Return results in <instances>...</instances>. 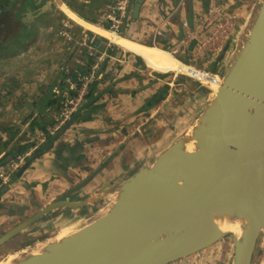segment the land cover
I'll use <instances>...</instances> for the list:
<instances>
[{
    "label": "crops",
    "instance_id": "obj_1",
    "mask_svg": "<svg viewBox=\"0 0 264 264\" xmlns=\"http://www.w3.org/2000/svg\"><path fill=\"white\" fill-rule=\"evenodd\" d=\"M34 1L14 14H6L0 23L2 168L17 153L28 149L29 141L47 134L60 105L56 92L62 87L65 71L68 69L72 74L77 68L74 58L85 57L84 51L74 45L82 29L63 20L58 9L92 32L108 3L107 0ZM256 1L216 0L226 12L236 14L239 22L247 17ZM209 2L141 1L137 18L123 30L128 36H119L116 43L106 48L108 61L103 65V77L90 88L72 124L20 175L18 171L9 186L0 182V236L56 201H87L104 184L120 182L143 156L157 153L163 142L187 123L190 114L196 112H192V107L196 108L201 99L195 94L178 104L169 78L144 63L142 46L181 49L179 57L190 59L194 49L191 42L197 36L194 31ZM131 6L133 0L130 9ZM183 22L188 25L185 33L189 28L193 30L191 38L185 37L178 48V42L184 38ZM60 32L71 37V41L61 37ZM182 80L178 83L184 84ZM167 114L173 119L160 123ZM35 149L32 147L29 158ZM84 181L87 182L79 190H73ZM97 198L79 208L66 207L44 214L22 231L15 242L36 245L49 239L54 231L81 228L103 214L100 207L106 201ZM224 264H232L231 254L226 255Z\"/></svg>",
    "mask_w": 264,
    "mask_h": 264
},
{
    "label": "water",
    "instance_id": "obj_2",
    "mask_svg": "<svg viewBox=\"0 0 264 264\" xmlns=\"http://www.w3.org/2000/svg\"><path fill=\"white\" fill-rule=\"evenodd\" d=\"M141 1L133 0L126 29L137 18ZM229 41L211 71L226 85L264 103V0H257L247 17L238 21ZM163 50L175 58L181 51L173 55L174 49ZM206 89L204 106L194 108L196 112L187 123L178 127L157 153L143 156L120 182L104 184L87 201H56L2 234L0 261L23 248L35 247L15 239L44 214L79 208L98 197L106 201L103 206L109 205V210L71 231L75 238L72 245H58L56 250L44 253L37 264H172L224 239L234 215L232 194L256 169L261 176L260 209L245 230L232 237V264H253L257 241L260 236L264 240V105L229 91L213 93ZM205 108L209 110V133L203 139L204 130L193 129L192 138L200 141L188 151L184 134L198 122ZM28 164L20 168L19 175ZM187 229L190 233L181 235ZM144 231L156 239L140 241L139 234Z\"/></svg>",
    "mask_w": 264,
    "mask_h": 264
},
{
    "label": "built area",
    "instance_id": "obj_3",
    "mask_svg": "<svg viewBox=\"0 0 264 264\" xmlns=\"http://www.w3.org/2000/svg\"><path fill=\"white\" fill-rule=\"evenodd\" d=\"M131 1L107 0L105 13L96 25L116 35H122L128 24ZM237 18L236 14L226 12L224 5L219 4L216 0H210L205 15L198 21L196 29L194 27L197 36L191 42L194 46L192 56L194 55L195 58H193L200 61L204 60L205 64L211 60H214L215 63L218 62L220 52L226 49L230 43L229 40L233 36L235 25L238 23ZM183 27L185 29L188 25L183 23ZM192 30L193 28H189L188 32L184 34L183 44L186 40L185 37L191 36ZM64 34L63 32L59 33L62 35L61 37L71 41V37ZM110 43L112 42L105 37L82 28L80 36L74 40V45L75 48L79 47L84 51L85 57L81 59L76 56L77 68L73 69L72 74L66 69L62 83L63 88L60 87L56 92L60 97V105L54 116L52 126L47 134H40L39 139L29 141L30 147L22 153H17L11 163L5 166L6 168L0 167L1 184L9 186L13 177L29 158L32 147L44 143L47 135L53 136L79 113L90 88L103 77V65L108 58L106 48L110 46ZM176 52L177 50L174 51L173 55H176ZM180 63L182 66H186V69L184 71L177 70L173 73L199 83L205 88L208 85L203 81L212 74H216L210 69L198 68L183 61Z\"/></svg>",
    "mask_w": 264,
    "mask_h": 264
},
{
    "label": "bare ground",
    "instance_id": "obj_4",
    "mask_svg": "<svg viewBox=\"0 0 264 264\" xmlns=\"http://www.w3.org/2000/svg\"><path fill=\"white\" fill-rule=\"evenodd\" d=\"M98 26V25H97ZM93 28V33H97L108 39L112 43H116L119 39V36L110 31H106L101 27ZM144 63L146 66L156 72L162 73H170L175 72L177 70L184 71L186 66H182L180 61H178L175 57H173L168 51H162L155 47H149L146 49L143 57ZM220 79V78H219ZM205 84L213 88L214 92L219 91H229L235 95H239L242 98L252 100L254 102H259L258 100H254L250 96H247L240 92L235 87H230L223 83L222 80L218 81L217 77L212 74L209 78L203 81ZM209 110L204 109L203 113L198 119V122L193 125V127L184 134V141L187 143L186 149L188 151H192L195 147V143L200 141L198 139L192 138L193 129L197 131L204 130L205 136L209 133ZM261 176L258 170L253 169L252 172L246 179L241 183L238 189L232 194V200L234 204V215L227 226V231L234 234V236L238 237L245 228L249 225L252 217L258 212L260 209L262 197L259 189V182L261 181ZM106 213V212H105ZM213 213V212H212ZM104 214V213H103ZM191 229H187L181 233V235H185L190 233ZM139 237L140 241L150 242L154 241L156 237L150 235V233L144 231L141 232ZM74 234L69 233H61L58 237H54L52 239H45L38 244L35 245V248L30 250H19L15 253L9 254L5 259L0 261V264H37L39 259L44 256V253L51 252L56 250L58 245L68 246L72 245L75 238ZM73 238V239H72Z\"/></svg>",
    "mask_w": 264,
    "mask_h": 264
},
{
    "label": "rangeland",
    "instance_id": "obj_5",
    "mask_svg": "<svg viewBox=\"0 0 264 264\" xmlns=\"http://www.w3.org/2000/svg\"><path fill=\"white\" fill-rule=\"evenodd\" d=\"M55 3V2H54ZM56 4V3H55ZM56 6V5H55ZM57 7V6H56ZM61 13V17H63L64 20L70 21L72 23V20H70L67 16H65L63 14V12L58 9ZM1 11V10H0ZM75 22H73L74 24ZM79 26L78 24H74ZM81 29L83 27L79 26ZM124 33V32H123ZM127 37L128 35H126V33L122 34V36ZM129 38V37H128ZM131 46V45H130ZM142 46V45H141ZM133 47V46H132ZM142 48L146 51L147 48H149V46H142ZM159 49V48H157ZM162 51H164L163 49H160ZM167 52V51H166ZM145 53V52H144ZM179 57V56H178ZM169 79L172 77V74H167L166 75ZM214 76L217 77L218 81L222 80L218 75L214 74ZM179 78L187 81L188 79L183 77V76H179ZM220 78V79H219ZM189 81V80H188ZM193 87L191 88H186V97L187 96H196L199 97V99H201L199 102H196V107L202 108L204 106V99L207 97V89L205 87L200 88V90H198L199 92H196V86L197 84L192 83ZM208 89H211V91L213 90L214 87L211 86H206ZM213 92V91H212ZM200 103V104H199ZM195 104V103H194ZM192 107V106H191ZM194 111L193 107H192V112ZM203 113V112H202ZM201 113V114H202ZM201 114L199 116H201ZM191 116V115H190ZM197 122V121H196ZM196 124V123H195ZM109 205L106 206H102L101 207V213H105L109 210ZM76 228L73 229H69V228H65L63 230H57L54 231V233L49 237L50 239L59 236V234L61 233H68L71 232L73 230H75ZM234 236V234H232L231 232H228L225 236L224 239L222 241H220L219 243H217L216 245L212 246L211 248H208L202 252H199L198 254L179 260L177 262H174L172 264H224L225 262V257L227 255L232 256V252H233V241H232V237ZM35 248V247H34ZM23 249H30V248H23ZM264 258V240L262 238V236L259 237L258 241H257V246L254 252V256H253V264H264L263 261Z\"/></svg>",
    "mask_w": 264,
    "mask_h": 264
},
{
    "label": "flooded vegetation",
    "instance_id": "obj_6",
    "mask_svg": "<svg viewBox=\"0 0 264 264\" xmlns=\"http://www.w3.org/2000/svg\"><path fill=\"white\" fill-rule=\"evenodd\" d=\"M62 19H63V17H61ZM61 18H60V20H61ZM64 20V19H63ZM62 21V20H61ZM125 25V24H124ZM195 58V57H194ZM194 58H192V56H191V58L189 59V58H186V59H181L180 57H178V56H176V59L178 60V61H183L184 63H187V64H191V65H193V66H196V67H198V68H204V69H210L211 70V67H214V64H215V61L214 60H211L210 62H208V63H206L205 64V61L204 60H199V59H194ZM75 59L76 58H74V63L76 64V61H75ZM218 59V58H217ZM108 61V60H107ZM106 61V62H107ZM68 70V69H67ZM66 72V71H65ZM162 74H164V73H162ZM170 74V73H169ZM172 74V77L169 79V81H171L170 83H172V86H173V88L175 89V91L173 92L174 94H172V95H174V99H175V101L178 103V104H180L181 102H183L187 97H186V88H191V87H193L192 85V83H195V82H193V81H184V80H182V81H184V84H180V83H178V81H180L181 80V78H179V75H176L175 73H171ZM165 75V74H164ZM180 79V80H179ZM195 84H197V86H196V92H199L198 90H200V88H202V86H201V84H199V83H195ZM160 101V100H159ZM181 101V102H180ZM177 104V105H178ZM177 105H174V107H176ZM174 112H176V111H174ZM166 118L164 119V120H160L161 122L160 123H166L169 119L170 120H172L173 118H172V116H169L168 114L165 116Z\"/></svg>",
    "mask_w": 264,
    "mask_h": 264
},
{
    "label": "trees",
    "instance_id": "obj_7",
    "mask_svg": "<svg viewBox=\"0 0 264 264\" xmlns=\"http://www.w3.org/2000/svg\"><path fill=\"white\" fill-rule=\"evenodd\" d=\"M33 2H36L34 0H0V23H1V20L3 19V17L6 15V14H14V12L18 9H24L26 7H28L27 5H31L33 4ZM42 5L44 3H41ZM12 12V13H11ZM77 14V13H76ZM81 16V15H80ZM92 22V21H91ZM73 24V22H72ZM75 24V23H74ZM73 24V25H74ZM77 26V25H75ZM79 27V26H78ZM52 137L51 135H47L46 136V140L44 143L38 145L33 153V155L29 158V163L34 159V158H38L40 157L44 151L48 150V146L49 144L52 143ZM44 144V145H43ZM21 150H25L24 148L23 149H20L19 151Z\"/></svg>",
    "mask_w": 264,
    "mask_h": 264
}]
</instances>
